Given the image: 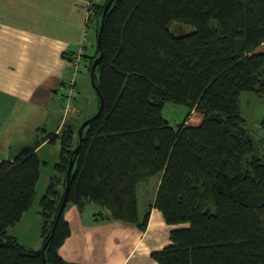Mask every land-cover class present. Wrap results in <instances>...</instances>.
I'll return each instance as SVG.
<instances>
[{"label":"trees","instance_id":"obj_1","mask_svg":"<svg viewBox=\"0 0 264 264\" xmlns=\"http://www.w3.org/2000/svg\"><path fill=\"white\" fill-rule=\"evenodd\" d=\"M107 1L90 7L96 39ZM174 21L194 31L175 35ZM263 43L264 0H112L101 49L96 42L81 71L90 73L101 55L94 71L99 115L80 140L70 124L61 135L38 130L31 146L0 161V264H75L58 252L70 235L69 204L80 211L99 204L97 220L145 230L149 212L139 221L136 188L155 176L152 206L167 224H189L150 253L155 262L264 264V158L240 110L242 93L264 98V52L254 54ZM166 102L189 108L177 129L162 114ZM191 110L203 115L200 125H186ZM45 142H59L60 154L39 204L42 246L51 236L43 260L41 249L7 230L33 204L45 164L36 149ZM71 160L67 201L53 229Z\"/></svg>","mask_w":264,"mask_h":264},{"label":"crops","instance_id":"obj_2","mask_svg":"<svg viewBox=\"0 0 264 264\" xmlns=\"http://www.w3.org/2000/svg\"><path fill=\"white\" fill-rule=\"evenodd\" d=\"M101 1L0 0V161L31 146L38 130L61 135L70 124L77 132L76 127L96 113L93 97L84 102L83 109L79 106L77 82L70 112H65L62 100L70 56L83 41L85 30L86 54L95 51L96 24L86 23L90 7ZM147 181V187L151 183L154 187L151 206L140 209L137 200L139 221L149 212L145 230L137 224L97 220L103 213L101 206L84 213L87 205L80 211L73 204L64 211L70 235L58 249L61 258L75 264H158L150 253L165 244L167 226L162 213L152 206L160 177ZM29 210L7 233L38 250L42 248V217L39 210L32 214Z\"/></svg>","mask_w":264,"mask_h":264},{"label":"rangeland","instance_id":"obj_3","mask_svg":"<svg viewBox=\"0 0 264 264\" xmlns=\"http://www.w3.org/2000/svg\"><path fill=\"white\" fill-rule=\"evenodd\" d=\"M91 14L92 11L89 10V15H88L89 21L91 20L92 17ZM169 28L173 34L178 36L194 31L193 25L181 21L172 22ZM263 52H264V43L255 50L254 54H260ZM77 83L79 90V106L83 109L84 102L87 99H91L93 97L95 100L94 101L95 106L93 105L95 110V108L98 107L97 106L98 102L96 99L97 94L91 84L90 73H88L87 71L78 73ZM240 110H241V116L245 120V126L249 131V133L252 134L255 140L257 141L259 153L264 158V98L259 97L251 92H244L240 97ZM188 112H189V108L186 105L174 104L171 102H166L162 108L163 116L174 129H177L178 126L186 119ZM191 113H190L191 116L190 114L188 115V118L186 120L188 121V123H186V125L191 127L200 125L203 120V115L199 112H195L194 110H191ZM76 136H77V132L75 134V137ZM80 142L81 141H79L78 143L79 146H80ZM77 146L75 148H77ZM75 148H73V151ZM37 154L41 159V161L45 162L46 164H41L40 167V176L36 184V195L33 204L31 206V209L29 210L30 214L40 209V205H39L40 200L45 193V190L50 182V179L57 175L54 165L59 160V154H60L59 142L53 144L48 143ZM153 178L154 177H151L148 180H153ZM147 182H148L147 180L140 182L136 188L138 205L140 209L143 208L148 209L152 204V199H153L152 192L154 187H152L153 183L150 184V187H147L146 186ZM72 205L73 204H69L66 207V209ZM86 205L87 207L84 213L87 212L88 208L90 207L95 208L97 210L100 209L99 207L100 205L93 202L91 203L88 202ZM88 216H89V212H88ZM165 226H167L164 233L165 244H163L162 247L171 244V240L169 237H170V232L172 230L186 228L189 226V224L188 223L167 224L165 222ZM32 228H34V226H32ZM12 232L14 233V231Z\"/></svg>","mask_w":264,"mask_h":264},{"label":"water","instance_id":"obj_4","mask_svg":"<svg viewBox=\"0 0 264 264\" xmlns=\"http://www.w3.org/2000/svg\"><path fill=\"white\" fill-rule=\"evenodd\" d=\"M112 3V0H108L105 5H104V8H103V13H102V19H101V23H100V27H99V31H98V34H97V39H96V42H97V46L99 49H101V36H102V31H103V24H104V19H105V16H106V13L110 7ZM101 59V55H99L92 63L91 67H90V79H91V84L95 90V92L99 95V99H100V105H99V108L97 110V112L92 115L91 117H89L88 119H86L82 124L81 126L78 128V131H77V135L79 137V140L81 139L82 137V130L83 128L92 120H94L100 113L101 111V107H102V97L100 95V92H99V89L95 83V78H94V71H95V68L96 66L98 65L99 61ZM79 145L77 146V148L74 149L73 152H76V150L78 149ZM72 166H73V160L70 161L69 165H68V168H67V171H66V186H65V190H64V193H63V198H62V202H61V205L58 209V212H57V215H56V219H55V222H54V225H53V229L55 227V224L59 218V216L61 215L64 207H65V204H66V201H67V194H68V190H69V182H70V177H71V170H72ZM52 233H53V230H52ZM51 233V235H52ZM51 237V236H50ZM49 237V239H50ZM49 239L44 243V245L42 246L41 248V253H42V258L44 260V252H45V248L49 242Z\"/></svg>","mask_w":264,"mask_h":264},{"label":"built area","instance_id":"obj_5","mask_svg":"<svg viewBox=\"0 0 264 264\" xmlns=\"http://www.w3.org/2000/svg\"><path fill=\"white\" fill-rule=\"evenodd\" d=\"M88 18L87 23L88 25ZM88 31L85 30L83 33V41L77 46V48L72 52L70 56V74L66 82V86L64 88V95H63V105L65 112H70L72 110L73 101L76 96L77 90V75L80 73L84 66H83V59L86 55V47H87V38Z\"/></svg>","mask_w":264,"mask_h":264}]
</instances>
